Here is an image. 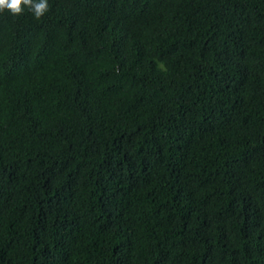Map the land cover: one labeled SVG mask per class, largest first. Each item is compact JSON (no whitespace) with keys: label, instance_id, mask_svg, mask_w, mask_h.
I'll use <instances>...</instances> for the list:
<instances>
[{"label":"trees","instance_id":"trees-1","mask_svg":"<svg viewBox=\"0 0 264 264\" xmlns=\"http://www.w3.org/2000/svg\"><path fill=\"white\" fill-rule=\"evenodd\" d=\"M0 12V264H264V0Z\"/></svg>","mask_w":264,"mask_h":264},{"label":"clouds","instance_id":"clouds-1","mask_svg":"<svg viewBox=\"0 0 264 264\" xmlns=\"http://www.w3.org/2000/svg\"><path fill=\"white\" fill-rule=\"evenodd\" d=\"M25 8L40 19L49 11V0H0V12L8 10L13 15H20Z\"/></svg>","mask_w":264,"mask_h":264}]
</instances>
